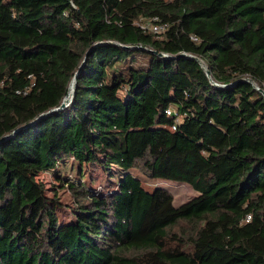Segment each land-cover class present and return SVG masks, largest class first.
<instances>
[{
  "label": "trees",
  "instance_id": "16d2710c",
  "mask_svg": "<svg viewBox=\"0 0 264 264\" xmlns=\"http://www.w3.org/2000/svg\"><path fill=\"white\" fill-rule=\"evenodd\" d=\"M155 17L160 34L142 29ZM247 80L264 90V0H0V264H264ZM47 172L75 196L69 221ZM141 178L198 195L175 207Z\"/></svg>",
  "mask_w": 264,
  "mask_h": 264
},
{
  "label": "rangeland",
  "instance_id": "374dc122",
  "mask_svg": "<svg viewBox=\"0 0 264 264\" xmlns=\"http://www.w3.org/2000/svg\"><path fill=\"white\" fill-rule=\"evenodd\" d=\"M70 163H68V165L66 166V168L64 170H62L61 172V177L65 178V179H72V177H75V172L71 169L70 167ZM113 169V173H114V180L117 182V178L116 176H118V172ZM94 175V172H93ZM67 177V178H66ZM95 180L93 185L99 186L98 188L100 189L101 186L106 187L107 184H109V182H111V179L103 172H97V174H95ZM38 181L43 182L46 186V188L48 189L47 191V195L52 197V191L53 190H57L58 192V199L61 203V208L58 210V214H59V218L61 221H69L70 217H71V213H72V206L75 203V196L73 194V192L70 190H64L62 189L63 187L61 186V183L59 180H57L53 174L51 173H41L37 176L36 178ZM68 180H65L67 183L69 182ZM142 180V187L150 193H154L157 189H164L166 191H168L174 198V206L175 207H179L181 205H183L184 203L188 202L189 200H191L192 198L196 197L198 195L197 192L193 191L192 188L187 185V184H181L178 182H172V181H149V180H145L143 178H141ZM72 182H75V179L72 180Z\"/></svg>",
  "mask_w": 264,
  "mask_h": 264
},
{
  "label": "built area",
  "instance_id": "2783aa9c",
  "mask_svg": "<svg viewBox=\"0 0 264 264\" xmlns=\"http://www.w3.org/2000/svg\"><path fill=\"white\" fill-rule=\"evenodd\" d=\"M168 25L166 23H162L161 20L158 17H155L153 19H151L150 21L145 22L142 25V29L144 30H148V31H152L155 34H160L162 32H164L167 29ZM194 40H196V38H193ZM248 81V80H247ZM253 86L256 90H260L261 88L259 86H257L255 83H253ZM70 101V100H69ZM71 102V101H70ZM166 114L174 119L175 121V125H173V127L171 128L172 131H176L177 126L179 125V123L181 122V117L180 115H178L176 109L174 108H169L166 110Z\"/></svg>",
  "mask_w": 264,
  "mask_h": 264
},
{
  "label": "water",
  "instance_id": "95a60500",
  "mask_svg": "<svg viewBox=\"0 0 264 264\" xmlns=\"http://www.w3.org/2000/svg\"><path fill=\"white\" fill-rule=\"evenodd\" d=\"M181 56H184L185 57L186 55L185 54H182ZM197 60H199V59H197ZM207 74H208V76H210V72L208 70H207ZM248 82H252V81L251 80H248ZM71 85L74 86L73 92H72V97H73V94L75 92V80L71 83ZM259 91L264 95V90H261L260 89ZM71 100H72V98H71ZM70 101L69 100L68 101L64 100L63 103H62V105H61V107L59 109L65 108L70 103Z\"/></svg>",
  "mask_w": 264,
  "mask_h": 264
},
{
  "label": "bare ground",
  "instance_id": "6f19581e",
  "mask_svg": "<svg viewBox=\"0 0 264 264\" xmlns=\"http://www.w3.org/2000/svg\"><path fill=\"white\" fill-rule=\"evenodd\" d=\"M73 88H74V86H70V91H69V94H68V96L65 98V100L66 101H68V100H71V98H72V92H73Z\"/></svg>",
  "mask_w": 264,
  "mask_h": 264
}]
</instances>
